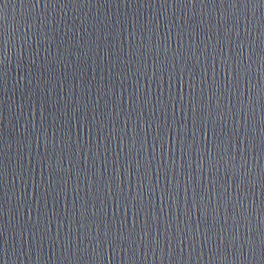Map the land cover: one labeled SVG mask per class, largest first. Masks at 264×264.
I'll return each mask as SVG.
<instances>
[{
  "label": "water",
  "instance_id": "1",
  "mask_svg": "<svg viewBox=\"0 0 264 264\" xmlns=\"http://www.w3.org/2000/svg\"><path fill=\"white\" fill-rule=\"evenodd\" d=\"M262 260L261 0H0V264Z\"/></svg>",
  "mask_w": 264,
  "mask_h": 264
},
{
  "label": "snow or ice",
  "instance_id": "2",
  "mask_svg": "<svg viewBox=\"0 0 264 264\" xmlns=\"http://www.w3.org/2000/svg\"><path fill=\"white\" fill-rule=\"evenodd\" d=\"M261 4L264 5V0H261ZM240 170L243 172H246L247 170V159L245 157H244V162L240 166ZM261 264H264V260L261 261Z\"/></svg>",
  "mask_w": 264,
  "mask_h": 264
},
{
  "label": "clouds",
  "instance_id": "3",
  "mask_svg": "<svg viewBox=\"0 0 264 264\" xmlns=\"http://www.w3.org/2000/svg\"><path fill=\"white\" fill-rule=\"evenodd\" d=\"M7 58V57H6Z\"/></svg>",
  "mask_w": 264,
  "mask_h": 264
}]
</instances>
